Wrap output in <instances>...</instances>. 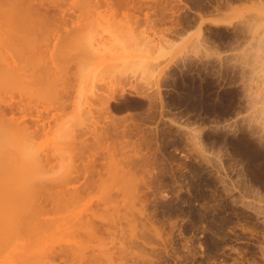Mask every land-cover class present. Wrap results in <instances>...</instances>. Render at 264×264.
<instances>
[{
    "label": "rangeland",
    "instance_id": "rangeland-1",
    "mask_svg": "<svg viewBox=\"0 0 264 264\" xmlns=\"http://www.w3.org/2000/svg\"><path fill=\"white\" fill-rule=\"evenodd\" d=\"M104 1L64 0L42 55L0 72L51 118L19 152L0 140V264H264V0ZM88 159L90 189L64 180ZM37 186L65 206L41 212Z\"/></svg>",
    "mask_w": 264,
    "mask_h": 264
},
{
    "label": "bare ground",
    "instance_id": "bare-ground-1",
    "mask_svg": "<svg viewBox=\"0 0 264 264\" xmlns=\"http://www.w3.org/2000/svg\"><path fill=\"white\" fill-rule=\"evenodd\" d=\"M106 1V4L107 6L110 8H115V5L117 6H121L123 8H125L127 11H128V15L131 14V12L129 13V10L132 9V10H136L138 8H140V6H143L144 3L143 1L145 0H141L139 2H136V0H105ZM104 1V2H105ZM64 2V0H0V13H4V14H7L6 16H3L5 18H3L4 23L0 25V72L2 73H6V75H11L10 78L12 77H15V76H20L22 77V75H17L15 74L17 69L19 70V64H17L18 62H22L25 60L24 59H29L31 57H37L40 55H42L41 53L43 52V50L41 49V45L43 44L44 41H46L45 39V34L47 33L49 35V28H50V25L51 24H56L57 26H60L62 24L63 21H65L64 17L61 15L59 16V18L61 19H57V20H54V18L56 19V17L54 15H48L51 13V11H61L60 9V6L62 5V3ZM77 3V2H75ZM166 5V4H165ZM118 8V7H117ZM59 9V10H58ZM113 9V10H114ZM9 10V11H8ZM63 11V10H62ZM125 11V10H124ZM127 13V12H126ZM10 14V15H9ZM148 14V13H147ZM152 14V13H150ZM149 15V14H148ZM53 16V17H51ZM132 16V15H131ZM193 16V15H192ZM191 16V18H192ZM63 17V19L61 18ZM136 17V16H135ZM150 17V16H149ZM53 18V19H52ZM199 18V17H197ZM196 17H193L192 19L187 18L189 20V22H196L195 20L197 19ZM150 20V19H149ZM157 20V19H156ZM153 21L154 23H156L155 19L154 20H151ZM187 22V21H186ZM188 22V23H189ZM154 23H152L153 25H155ZM192 25V24H191ZM195 25V24H193ZM169 31V30H168ZM173 31V30H172ZM46 32V33H45ZM170 32V31H169ZM51 35V34H50ZM54 36V34H53ZM47 37V36H46ZM257 37V36H256ZM260 38V37H259ZM258 38V40H259ZM262 39V38H261ZM48 40V39H47ZM257 42V41H256ZM260 42V41H259ZM263 42V41H262ZM46 42H44L45 44ZM264 43V42H263ZM10 45L12 46L11 48H8L6 49V45ZM260 44V43H259ZM264 45V44H263ZM258 46V45H257ZM262 46V44H261ZM260 46V48L262 49V47ZM255 47V46H254ZM259 48V47H258ZM259 48V49H260ZM252 49V48H251ZM264 51V48L263 50ZM53 52V51H52ZM251 52V51H250ZM254 52V51H253ZM262 53V52H261ZM44 54V53H43ZM259 54H260V50H259ZM45 55V54H44ZM246 54H244L243 56H245ZM248 55V54H247ZM253 55V54H252ZM255 55V54H254ZM253 55V56H254ZM48 56V55H47ZM252 56V57H253ZM257 56V55H256ZM264 56V55H263ZM228 57V56H227ZM251 57V58H252ZM51 58V57H50ZM192 58V57H191ZM223 58V57H222ZM234 58V57H233ZM260 58V57H259ZM258 58V59H259ZM264 58V57H263ZM33 59V58H32ZM36 59V58H35ZM39 59V58H38ZM243 59V58H242ZM245 59V58H244ZM254 59V58H253ZM256 59V58H255ZM40 60V59H39ZM49 60V58H48ZM52 60V59H51ZM250 60V59H249ZM260 60V59H259ZM258 60V62H259ZM263 60V59H261ZM28 61V64H29V60ZM38 61V60H37ZM36 61V62H37ZM44 61V60H43ZM47 61V60H45ZM192 61V60H191ZM218 61V60H217ZM229 61V60H228ZM227 61V62H228ZM233 61V60H232ZM240 61V60H239ZM257 61V59H256ZM255 61V62H256ZM34 62V60L32 61ZM39 62V61H38ZM187 62V61H185ZM230 62V61H229ZM245 62V61H244ZM250 62V61H249ZM261 62V61H260ZM35 63V62H34ZM190 63V62H189ZM197 63V62H196ZM254 63V62H253ZM32 64V63H30ZM185 64V63H184ZM183 64V65H184ZM241 64L243 65V62H241ZM250 64V63H249ZM248 64V65H249ZM182 65V64H181ZM191 65V64H190ZM253 65V64H252ZM196 66V65H195ZM229 66V65H228ZM239 66V65H238ZM23 68L25 67V65L22 66ZM186 67V66H185ZM260 67V65H259ZM262 68H264V66L261 65ZM182 68V67H181ZM243 69V68H242ZM250 69V68H249ZM255 69V68H253ZM261 69V68H260ZM256 70V69H255ZM259 70V69H258ZM257 71V70H256ZM262 72V71H261ZM235 73V72H234ZM241 73V72H240ZM253 73V72H252ZM259 73V72H257ZM243 74V73H242ZM254 74V73H253ZM50 75V74H49ZM220 75V74H219ZM245 75V74H244ZM251 75V74H250ZM256 75V73H255ZM259 75V74H258ZM4 76V75H3ZM254 76V75H253ZM5 77V76H4ZM7 77V76H6ZM29 77V76H28ZM32 77V75H31ZM34 77V75H33ZM38 77V76H36ZM44 77H47V76H44ZM251 77V76H250ZM261 77V76H260ZM39 78V77H38ZM37 79V78H36ZM41 79V78H39ZM49 79V78H48ZM251 79V78H250ZM33 81V79H31ZM10 81L12 80H9L8 82L6 83H0L1 86H0V140L1 141H5L6 143L9 142V144L11 145H7L6 143H4L5 145H3V143H0V149L2 150L4 147V151L6 150L7 151V148L8 150L9 149H13L11 148L12 145L14 146H17V149L18 150L17 152H19V149H18V146H21L19 145L21 143V141L23 139H27L29 137H33V135L37 134L38 131H40L41 128H44L45 130L47 128H49V122H50V117H48L47 115H45L46 113H48L50 111V108L49 109H39V107L37 105H33V102L31 101L32 99V95L29 96L28 93H23L24 91L27 92V90H20V95L21 96L19 98V100H16L14 98H12V100H7L5 99V97H3L2 93H5L7 92L8 88H11L12 85H9L8 83H11ZM29 81V80H28ZM258 81V80H257ZM2 82V81H1ZM244 82V81H243ZM35 83V82H33ZM39 83V81H38ZM252 83V82H250ZM254 83V82H253ZM252 83V85H253ZM263 83V82H262ZM258 84V83H257ZM257 84H255L257 86ZM264 84V83H263ZM251 85V86H252ZM262 85V84H261ZM8 87V88H7ZM38 87H41L40 85H38ZM263 87V85L261 86ZM46 88V87H45ZM245 88V87H244ZM264 88V87H263ZM38 89V88H37ZM41 89V88H40ZM39 89V90H40ZM248 90H249V87H248ZM263 90V89H262ZM9 91V90H8ZM37 91V90H36ZM42 91H44L42 89ZM250 91V90H249ZM253 91V90H252ZM256 91V90H255ZM12 92V91H11ZM30 92V91H29ZM39 92V91H38ZM37 92V93H38ZM259 92V91H258ZM32 93V92H30ZM63 93V92H62ZM61 93V94H62ZM248 93V92H247ZM257 93V92H256ZM2 94V95H1ZM17 94V93H16ZM42 94V93H41ZM53 94V93H52ZM245 94V93H244ZM255 94V93H254ZM258 94V93H257ZM260 94V93H259ZM36 95V94H35ZM51 95V94H50ZM58 95V94H57ZM64 95V94H63ZM34 96V95H33ZM46 96V95H45ZM55 96V94H54ZM252 96V95H251ZM31 97V98H29ZM37 97V96H36ZM58 97V96H57ZM249 97V96H248ZM31 99V100H30ZM40 99V98H39ZM250 99V97H249ZM25 100H28V101H25ZM30 100V101H29ZM34 100V99H33ZM264 101V99H262ZM247 101V100H246ZM251 101V100H250ZM258 101V100H257ZM60 103L57 104V108L58 109H62V110H65L67 108V105H66V102L63 100V101H58ZM256 102V101H255ZM254 102V103H255ZM259 102V101H258ZM105 104V103H104ZM245 104V103H244ZM248 104V103H247ZM256 104V103H255ZM260 104V103H259ZM261 104H264L263 102H261ZM254 106V105H253ZM260 106V105H259ZM258 107V106H256ZM262 107V106H261ZM52 108V107H51ZM56 108V106H55ZM54 109V108H53ZM250 109V107H249ZM258 109V108H257ZM262 109V108H261ZM247 111V110H246ZM259 111V110H258ZM263 111V110H262ZM264 112V111H263ZM262 112V114H263ZM253 113V112H252ZM255 114V112H254ZM253 116V114H251ZM261 115V114H260ZM248 116V115H247ZM262 116V115H261ZM249 119V118H248ZM261 119V118H260ZM259 119V120H260ZM253 119L251 118L250 121H252ZM35 121H42L41 124L39 123H35ZM244 121V120H243ZM249 121V120H248ZM247 121V122H248ZM256 121V120H255ZM261 121V120H260ZM254 122V121H253ZM257 122V121H256ZM264 122V121H263ZM47 123V124H46ZM243 123V122H242ZM262 124V122H260ZM251 124V123H250ZM258 124V123H257ZM46 125L48 127H46ZM259 125V124H258ZM93 126V125H92ZM256 126V125H254ZM254 126L252 127L254 129H258L257 127L254 128ZM261 126V129L263 131V126L262 125H259ZM46 127V128H45ZM263 127V128H262ZM249 128V127H248ZM85 129V128H84ZM260 129V127H259ZM258 129V130H259ZM245 130V129H244ZM258 130H255L256 132ZM85 131L87 133H93L95 134V129H92L91 127H87L85 129ZM97 131V130H96ZM261 131V130H260ZM41 132V131H40ZM39 132V133H40ZM246 132V131H245ZM98 133V132H97ZM250 133V132H249ZM259 133V132H258ZM86 134V133H85ZM99 134V133H98ZM257 134V133H256ZM254 134L253 132V135H256ZM264 134V133H263ZM29 135V136H28ZM31 135V136H30ZM75 135V134H74ZM258 135V134H257ZM96 136V135H95ZM256 137V136H255ZM258 137V136H257ZM260 139L262 140L264 138V136L261 134L260 136ZM2 138V139H1ZM4 138V139H3ZM78 138V137H77ZM81 138V137H80ZM242 138V137H241ZM247 138V137H246ZM249 138V137H248ZM7 139H10V140H6ZM25 139V140H26ZM258 139V138H257ZM240 140V138H239ZM246 140V139H245ZM244 140V141H245ZM261 140H258L261 141ZM264 140V139H263ZM263 140L261 141L263 143ZM70 141V140H69ZM74 141V140H73ZM77 141V139L75 140ZM75 141L72 144L75 143ZM79 141V140H78ZM81 141V146L83 149V152L85 153L86 150H91L93 151V148L94 146L91 145L90 142H87L86 140H80ZM243 141V142H244ZM237 142V141H236ZM240 142H242V139L240 140ZM239 142V143H240ZM260 142V143H261ZM27 143V142H25ZM250 143V142H249ZM23 144V142L21 143ZM96 144V143H95ZM241 144V143H240ZM248 144V143H246ZM3 145V146H1ZM25 145V144H24ZM94 145V144H93ZM252 145V144H250ZM256 145V144H255ZM7 146V148H6ZM23 146V145H22ZM237 146V145H236ZM239 146V145H238ZM249 146V145H248ZM258 146V144H257ZM33 147V145H32ZM99 147V146H98ZM245 147V146H244ZM247 147V146H246ZM250 147V146H249ZM241 148V147H239ZM251 148V147H250ZM27 149V148H26ZM29 149V148H28ZM80 150V148H78ZM97 149V148H96ZM253 149V148H252ZM77 150V149H76ZM78 150V151H79ZM85 150V151H84ZM95 150V149H94ZM240 150V149H239ZM244 150V148H243ZM251 150V149H249ZM12 151V150H11ZM25 151V149H24ZM77 151V152H78ZM90 151V152H91ZM246 151V150H245ZM254 151V150H253ZM13 152V151H12ZM29 152V151H28ZM43 152V151H42ZM76 152V153H77ZM95 152V151H93ZM92 152V153H93ZM242 152V151H241ZM248 152V150L246 151ZM256 152V151H254ZM21 153V152H20ZM40 153V152H39ZM74 153V152H73ZM81 153V152H80ZM97 153V152H95ZM249 153V152H248ZM247 153V154H248ZM78 154V153H77ZM82 154V153H81ZM28 155V154H27ZM35 155V154H34ZM250 155V154H249ZM255 154H253L254 156ZM78 156V155H77ZM76 156V157H77ZM96 156V155H95ZM74 157V156H73ZM29 158V157H28ZM34 158V157H33ZM95 158V157H94ZM77 159V158H76ZM42 160V159H41ZM72 160V159H71ZM89 160V159H88ZM87 160L86 164L83 163H78V164H72L73 166V169L71 170V172L69 173L70 176L68 175L67 177L65 176L64 180H66V178L69 180L68 177H70V179H78L79 176H82V175H85V177H87V180H88V183H86V185L84 186V190H88L90 189V185L93 184L94 182V178H93V175H94V171H96L95 167L97 165V160L96 159H90L89 161ZM38 163V162H36ZM41 163V162H40ZM252 169V168H251ZM253 170H256V169H253ZM252 171V170H251ZM252 173V172H251ZM253 173L255 174L256 172L253 171ZM260 174V173H259ZM91 175V177L89 176ZM89 176V178H88ZM253 176V175H252ZM258 176V174H257ZM256 176V178H257ZM259 177V176H258ZM264 184V183H263ZM44 189V186H37L35 188L36 192H35V198H38V207H39V210L41 212H51V211H55V210H59V207H63L65 206V204H58V203H55L57 201H53V197H51L50 195V199H49V203L50 205H52L51 207L48 206V203L46 202V204H44L45 200L42 198V197H39L38 193H41V191ZM83 189V188H82ZM79 193V190L77 188L76 190V194ZM48 199V198H47ZM46 199V200H47ZM43 201V202H42ZM63 205V206H61ZM87 210L89 211V209L87 208ZM84 213V212H83ZM94 214V213H93ZM82 216V215H81ZM80 216V217H81ZM92 216V215H91ZM102 216V215H101ZM100 216V217H101ZM83 218V217H82ZM102 218V217H101ZM87 220V219H86ZM95 219H88V221H86V224L85 225V228H86V231L90 234H93L92 236H96L97 234H94V233H98V231L100 230V225L97 224V220L94 221ZM108 220V219H107ZM102 222H106V226L109 224L106 220L104 219H101ZM112 221V220H111ZM82 222V221H81ZM101 222V223H102ZM114 222V221H113ZM85 223V221H84ZM103 224V223H102ZM111 224V222H110ZM109 224V225H110ZM108 225V226H109ZM84 228V227H83ZM85 231V230H84ZM85 231V232H86ZM89 234H88V237H89ZM90 234V235H91ZM79 239V238H78ZM81 241V240H80ZM78 242V241H76ZM83 241H81L82 243ZM78 244V243H76ZM80 244V242H79ZM84 244V242H83ZM87 243L84 244V246L86 245ZM77 246V245H76ZM87 247V245H86ZM85 248V247H84ZM83 248V245L81 246H78V249H76V251H80V254H81V251L84 250V253H85V249L87 250V248L84 249ZM74 250V249H73ZM75 251V250H74ZM83 252V251H82ZM87 252V251H86ZM66 253H68L66 251ZM76 253V252H75ZM62 252L60 253L59 256H61ZM79 254V256H80ZM83 254V253H82ZM81 254V255H82ZM64 255V253H63ZM65 255H68V254H65ZM76 255V254H75ZM86 257V260H89L90 257L88 255H85L83 254V260H85V257ZM88 256V257H87ZM67 257V256H66ZM80 258V257H79ZM89 258V259H87ZM81 261L79 262L78 260V263L80 264H83V262L85 261ZM87 263H89L88 261H86ZM86 263V264H87ZM56 264V263H55ZM85 264V263H84ZM91 264V263H90Z\"/></svg>",
    "mask_w": 264,
    "mask_h": 264
}]
</instances>
